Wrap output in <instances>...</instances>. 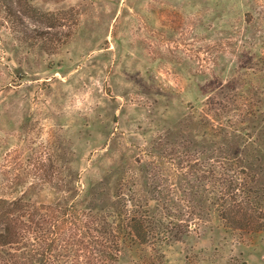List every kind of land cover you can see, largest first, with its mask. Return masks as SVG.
Instances as JSON below:
<instances>
[{
    "label": "rangeland",
    "instance_id": "rangeland-1",
    "mask_svg": "<svg viewBox=\"0 0 264 264\" xmlns=\"http://www.w3.org/2000/svg\"><path fill=\"white\" fill-rule=\"evenodd\" d=\"M208 172L264 200V0H0V198L188 224L113 264H264V231L186 220ZM54 247L78 264L75 229Z\"/></svg>",
    "mask_w": 264,
    "mask_h": 264
},
{
    "label": "trees",
    "instance_id": "trees-1",
    "mask_svg": "<svg viewBox=\"0 0 264 264\" xmlns=\"http://www.w3.org/2000/svg\"><path fill=\"white\" fill-rule=\"evenodd\" d=\"M197 180L199 185L191 184L187 197L180 198L186 203L187 221L196 215L208 218L210 212L215 211L227 230L250 234L264 231V221L261 222L264 200L259 190H252L246 183L248 188L239 191L235 180L223 173L208 172ZM207 185L219 186V189L212 192ZM30 207L21 200L9 202L0 198V264H59L60 260L53 259L52 253L66 229H75L79 244L83 246L78 264H113L124 241L128 245L147 244L152 240L173 241L187 234L182 227L188 228V224L179 223L175 228L171 223L158 221L156 209L150 208L147 201L131 211L133 215L129 220L118 215L115 225H104V230L110 229L109 237L99 229H95V235L87 215L74 205H48L42 209L43 213L35 214ZM92 242L95 244L87 246L86 243Z\"/></svg>",
    "mask_w": 264,
    "mask_h": 264
}]
</instances>
